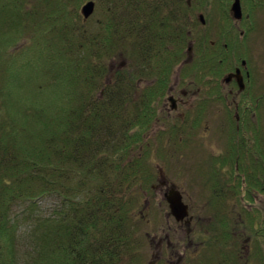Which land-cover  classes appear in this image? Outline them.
Masks as SVG:
<instances>
[{
    "label": "trees",
    "instance_id": "trees-1",
    "mask_svg": "<svg viewBox=\"0 0 264 264\" xmlns=\"http://www.w3.org/2000/svg\"><path fill=\"white\" fill-rule=\"evenodd\" d=\"M85 1L0 0V264H142L149 233L132 199L159 167L142 144L174 56L195 42L181 76L250 62L264 11V0H242V38L231 0H95L90 24ZM248 150L262 166L264 149Z\"/></svg>",
    "mask_w": 264,
    "mask_h": 264
},
{
    "label": "rangeland",
    "instance_id": "rangeland-1",
    "mask_svg": "<svg viewBox=\"0 0 264 264\" xmlns=\"http://www.w3.org/2000/svg\"><path fill=\"white\" fill-rule=\"evenodd\" d=\"M215 10L216 13H218L217 9ZM98 15V9H95L94 13L88 17L90 18V21H88L89 24L92 23ZM258 17L259 25L255 31L256 43L252 44L251 40V60L248 68L251 70V73L256 74L258 84L256 94L262 95V97H259V100L261 99L260 110L263 112L264 116V11L258 12ZM234 28H237L235 24ZM239 29H241V26ZM198 33L199 32H197V34ZM197 34L196 36H198ZM210 40L211 39H209V42ZM194 44L195 42L193 41V54L195 57L196 49ZM116 62L117 60H115L114 64ZM200 67L201 70L198 72L206 74L207 71L203 70L205 67ZM197 68L196 71L198 70ZM218 69H214L216 71L213 72L214 77L217 78L216 82L219 81L223 72V70ZM203 80L205 81L206 78H203ZM190 82H192V80ZM153 84L152 81V85ZM191 86L192 85H190V89L185 88L187 90V97L183 99L187 101L184 104H193L191 113L193 110H195L193 112L195 113L196 110L203 107V104L200 103H204V101L201 100L200 103L199 100L197 102H190L192 99L197 98L196 92L193 91L196 90V88H191ZM180 88L183 90L184 86L180 85ZM218 95L219 94H216L215 97L222 102L213 105L210 113L208 112V114L202 118H206L204 121L198 119L194 124H185L186 122H178V118L173 117L174 119L172 118L170 120L172 124L168 123L166 126L167 129H164L165 124L162 123V121L157 122L152 127L151 131H149L152 139L142 144L144 146L143 150H152L151 161H154L156 166L161 165L164 171L161 175L157 170V173L156 171L153 172V175L151 174L149 178H143L142 176L147 172L146 170H139L137 175L142 177L148 184H153V187L147 191L144 189L141 190V187H138L139 193L132 199L137 202L134 207L137 213L140 212L139 215L144 218L142 221L143 231L147 230L153 238L152 248L148 247V245H150V240L147 244L145 243L147 246L142 252V264H154V259L156 258L153 256L159 247L155 245L157 238L168 232L172 244L174 245L176 243L174 245L175 249L179 248V245L182 243V241H179L181 240L179 235L183 237L182 239L187 238L188 243L190 242L191 246L189 245L187 246L188 248L186 247L188 250L186 252L188 258H186L187 261H184V264H207V258L211 260V264H264V236H260L264 227V189H258L253 193L256 194V196L252 197L253 194H243L242 191L239 192L238 188H231L233 193L228 191V196L223 200V195H221V193L226 190V188L222 186L224 182H220L215 185V187H212L214 184L212 166L214 161L217 162L219 160L217 154L227 152V147L225 146L226 142L235 143L240 141V135L244 132L245 136L249 137L246 138L247 143L252 145L253 149L254 147L259 151H261L262 148L264 149V126L261 125V123L264 124V118L261 117L260 122L259 118H254L255 114H253V116L251 115L249 124H245V127L248 128L247 130L244 128L243 124L239 122L240 127L236 130L238 133L236 135V132L234 133L235 129L231 125L222 123L223 118L225 119L227 117L228 111L234 114V109L236 108H234V106L227 107L225 105V98L222 94ZM201 96L203 97L200 93L199 97ZM229 98L231 99L230 96ZM244 98L245 97L241 94L235 97V99L238 100L240 112H242L241 109L244 107V103H242ZM159 110L160 109L157 107V113L160 115ZM246 113L250 115L251 112L247 109ZM229 118L236 125L234 117L229 115ZM173 123L175 125H173ZM256 123L258 124L256 125ZM174 126L177 129L172 131L171 129ZM170 131L171 138L176 136L179 140L181 139L180 142H177V146L182 154L181 156L177 154L179 149L176 147L173 139L168 137ZM228 135H232V137L229 138L231 141L226 138ZM258 137L262 139L263 142L258 143L256 140ZM256 144H259V146ZM239 152L242 153V150ZM148 155L149 154H138L137 157L139 160H143V163L145 162L150 169L151 164H149ZM252 160H255V158L252 157ZM242 162L243 157L240 155L239 163ZM231 167H234V161L231 163ZM211 176L212 181H210ZM162 180H167L169 184H174L183 195L184 202L189 206V214L192 216L190 225L192 230L188 236L184 232L186 231V226H178L177 220H175L170 213V202L164 195L166 191L169 192V189H166L165 184H162ZM243 190L245 191V188H243ZM216 192L219 193L216 194ZM217 200L221 205L211 204L212 201ZM238 201L241 203L236 207V202ZM256 206H262V208L257 210ZM221 211L224 216H217ZM21 224L22 231L20 233L19 244L27 250L29 234L26 220H22ZM222 230L227 234L224 238L225 246L221 247L220 244L208 243L212 242V239H214L213 234L215 236ZM163 247L166 255L165 243H163ZM165 255L155 264H163ZM170 255L171 252L168 253L169 257ZM224 258L226 260L223 263L222 260Z\"/></svg>",
    "mask_w": 264,
    "mask_h": 264
},
{
    "label": "flooded vegetation",
    "instance_id": "flooded-vegetation-1",
    "mask_svg": "<svg viewBox=\"0 0 264 264\" xmlns=\"http://www.w3.org/2000/svg\"><path fill=\"white\" fill-rule=\"evenodd\" d=\"M170 4V2H169ZM257 13V11H256ZM213 33V32H211ZM244 35V31H240ZM249 37V34H248ZM249 39V38H248ZM246 39V43L248 41ZM192 50V51H191ZM188 54V58L185 60H180L179 57L176 55L174 56L173 63L171 64V71L169 74V82L167 84L166 91L160 101L159 104V111L160 115L156 118L155 123L162 121V123H170V121L173 117L178 118V122H186V118H190L189 121L191 122L193 119H196L198 121L201 120L205 115L210 113L211 108L214 104L220 103L222 101L218 100L215 96L216 94H219L225 98L226 100L225 105L227 107L234 106L235 112L234 114L228 111L227 117L222 120V123H227L226 119L229 118L228 115H232L234 119L236 120V127L239 128V122L242 124H249L250 118L246 117V110L255 112V117L261 122V104L259 97H262V95H257V80H256V74L249 72V70L246 69V66L242 64L241 73L243 74V82L245 89L242 91L238 89V80L235 77L230 78L229 80H225L224 75H222L218 82L217 78L214 77L213 71H207L206 74H202L201 72L196 71V68H192L191 73H185L181 76V67L185 62H191L194 58L193 49L191 48ZM237 66H234L235 69ZM196 71V72H195ZM203 78H206L204 81ZM192 80V82H190ZM180 85L184 86V89L181 90ZM196 88V90H193L197 94V98L192 99L190 102H197L199 100L200 104H203L202 111L200 114L191 113V108L193 107V104H184L187 101H185L183 98L187 97L186 92L187 90L185 88L190 89ZM233 86V87H232ZM246 86L249 89H246ZM203 87V88H202ZM238 89V90H236ZM244 93L246 96L244 98V107L241 109L242 112H240L238 100L235 99V97H238L241 93ZM200 93L203 95V97H199ZM256 94V95H255ZM218 95V96H219ZM231 97V99L229 98ZM252 98L253 101H252ZM264 98V96H263ZM257 103V104H256ZM204 109V110H203ZM244 112V114H243ZM212 115V114H211ZM174 119V118H173ZM206 119V118H205ZM204 119V120H205ZM180 124V123H178ZM258 123H256L257 125ZM173 125H175L173 123ZM262 125V123H261ZM245 143L247 142V139H244ZM258 143L261 142L262 139L259 137L256 139ZM225 146L227 147V152H221L217 154L219 156V160L217 162L214 161L213 168H212V175H213V182L215 184H218L220 182H224L222 186L226 188V190L221 193L223 196L228 195V191L232 192L231 188H238L239 192L242 191L243 194H245L248 190L249 193H255L258 189L262 187L263 182V176L262 174V166H261V158L260 153L257 154V152H251L249 151L245 146L244 142L242 140L230 143L226 142ZM259 146V145H258ZM238 150H242V153H240ZM243 157V162L239 163V156ZM252 157L255 158V160H252ZM234 161V167H231V163ZM212 181V176H211ZM162 184H165L166 189H170L173 184H169V182L166 180H162ZM245 188V191L243 190ZM167 191L164 193V195H167ZM219 192H216V194ZM233 193V192H232ZM253 197L256 196V194L252 195ZM224 200V198H223ZM232 203V202H231ZM241 202H236V207ZM212 205H221L219 201H212ZM233 204V203H232ZM190 219V222H189ZM189 219H183V220H177L178 226H186L185 234L188 236L192 230L191 228V221L192 217H189ZM176 220V219H175ZM183 221V223H182ZM184 228V229H185ZM182 229V230H184ZM183 232V231H181ZM224 233V232H222ZM222 233H219V235H222ZM181 237L179 241H182V243L179 245V248L175 249L174 245L172 244V241L170 240V234L169 232L166 234L161 235L157 238L156 245L159 246L157 249V254L154 256V264L159 261L163 255H165V250L163 247V243H165L166 247V255L164 257V263L163 264H184V261H187L186 258H188V255L186 254L187 246L190 245V242L188 243V239ZM214 239H212L211 244H218L220 243V246H225V239H220L221 236H218L213 234ZM184 241V242H183ZM224 241V242H223ZM192 243V242H191ZM191 246V245H190ZM187 247V248H186ZM222 250V249H221ZM225 251V250H224ZM171 252L170 257L168 256V253ZM190 259V258H189ZM225 258L222 260V262H225ZM211 260L209 258L207 259V264H211Z\"/></svg>",
    "mask_w": 264,
    "mask_h": 264
},
{
    "label": "water",
    "instance_id": "water-1",
    "mask_svg": "<svg viewBox=\"0 0 264 264\" xmlns=\"http://www.w3.org/2000/svg\"><path fill=\"white\" fill-rule=\"evenodd\" d=\"M93 8H94V4L91 1L84 4L82 7L83 15L85 17H88L92 13ZM231 12H232L233 17L241 18L242 13H241V6H240L239 0L233 1L231 5ZM231 76H235L237 79L241 78V73H240L239 68L236 69L235 73L228 74V78H230ZM239 83H240V87H243V84L241 83V81ZM167 199L170 202L171 213L173 214V216H175L177 220H182L184 217L188 215L187 205H185L181 201V195L178 191H173V192L170 191V194L168 195Z\"/></svg>",
    "mask_w": 264,
    "mask_h": 264
}]
</instances>
